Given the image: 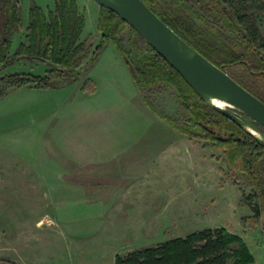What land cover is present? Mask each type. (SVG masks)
<instances>
[{"label":"rangeland","instance_id":"1","mask_svg":"<svg viewBox=\"0 0 264 264\" xmlns=\"http://www.w3.org/2000/svg\"><path fill=\"white\" fill-rule=\"evenodd\" d=\"M76 2L85 18L82 40L96 48L102 42L100 5ZM34 6L48 13L54 0H20L23 31L15 33L11 53L24 42ZM256 16L264 36V14ZM123 36L128 40L129 32ZM50 69L36 62L16 63L0 76L44 75ZM228 73L251 82L241 69ZM75 74L76 81L56 89L24 87L0 98V260L116 264L118 257L136 250L198 230L225 228L243 239L253 264H264V220L256 230L241 225L254 214L258 200L247 177L228 168L224 152L190 140L161 120L140 97L112 43ZM87 79L89 86L83 89ZM144 95L165 115L182 122L188 118L174 91ZM70 158L88 159L136 181L150 179L134 187L127 182L124 190L118 182L106 192L100 188L109 203L101 207L102 198L92 195L97 188L92 193L84 189L93 182L57 180L60 172L69 171L60 164Z\"/></svg>","mask_w":264,"mask_h":264},{"label":"trees","instance_id":"2","mask_svg":"<svg viewBox=\"0 0 264 264\" xmlns=\"http://www.w3.org/2000/svg\"><path fill=\"white\" fill-rule=\"evenodd\" d=\"M180 38L211 63L228 73L241 69L251 82L236 80L264 102V36L257 13L264 14V0H142ZM20 0H0V73L16 63L36 62L51 69L44 75L29 73L0 76V98L24 87L50 90L76 81L75 73L95 61L112 43L123 57L134 85L145 104L179 134L205 141L224 152L228 168L245 175L258 204L254 214L241 220L243 229L256 230L264 220V146L234 122L209 107L193 88L144 39L116 13L100 6L96 48L82 40L85 18L76 0H54L45 13L31 10L24 42L11 53L15 33L23 30ZM129 32L126 40L123 34ZM75 76V77H74ZM87 79L83 89L89 86ZM166 89L177 94L188 114L182 122L152 105L145 92ZM255 124V123H254ZM259 127V124H255ZM218 163V157H213ZM223 171V170H222ZM241 206H248L241 203ZM253 255L242 238L225 228H207L153 247L136 250L116 264H253ZM15 264L8 259L0 264Z\"/></svg>","mask_w":264,"mask_h":264},{"label":"water","instance_id":"3","mask_svg":"<svg viewBox=\"0 0 264 264\" xmlns=\"http://www.w3.org/2000/svg\"><path fill=\"white\" fill-rule=\"evenodd\" d=\"M94 1L116 13L131 26L209 107L264 146L263 101L187 44L142 0ZM254 123L259 124V127Z\"/></svg>","mask_w":264,"mask_h":264},{"label":"crops","instance_id":"4","mask_svg":"<svg viewBox=\"0 0 264 264\" xmlns=\"http://www.w3.org/2000/svg\"><path fill=\"white\" fill-rule=\"evenodd\" d=\"M139 93V92H138ZM140 97L143 99V97L140 95ZM59 148H64L66 149L67 147L59 145ZM69 156H72L70 154H68ZM104 163L101 164V166ZM63 165L64 167H68L69 171L68 172H60V176L59 178H57V180L59 181H71V182H93V184L89 185V184H85L84 189L85 191H88L87 193H92L96 188V192H93L92 195H95L97 197H101L102 199L99 200L98 202H103V204H101V207H108L109 203H106L104 199V194H102L101 191H105L109 189V187L114 186L111 185L114 182H118V188L119 189H125V183L127 182H133V187L134 185H136L137 182H142L145 180H149L150 178L147 177V179H137L134 180V177H130L127 176L126 174L123 173H119L116 174L114 172H107L108 169H106L105 167H98L99 165L89 162L88 159H78V158H70V159H66L62 164H60V166ZM102 170V171H101ZM111 183V184H110ZM110 184V185H109ZM74 185H76L75 187L79 188V186L81 184H73L72 187H74ZM148 185V183L146 184ZM76 188V189H77ZM101 188V191H100ZM130 188V187H129ZM89 189V190H88ZM93 191H92V190ZM121 191V190H120ZM125 194V193H124ZM123 194V195H124ZM97 203V202H96ZM107 209V208H106ZM103 209L105 211H114V209Z\"/></svg>","mask_w":264,"mask_h":264},{"label":"bare ground","instance_id":"5","mask_svg":"<svg viewBox=\"0 0 264 264\" xmlns=\"http://www.w3.org/2000/svg\"><path fill=\"white\" fill-rule=\"evenodd\" d=\"M222 106H224V105H222Z\"/></svg>","mask_w":264,"mask_h":264},{"label":"flooded vegetation","instance_id":"6","mask_svg":"<svg viewBox=\"0 0 264 264\" xmlns=\"http://www.w3.org/2000/svg\"><path fill=\"white\" fill-rule=\"evenodd\" d=\"M256 124V123H255Z\"/></svg>","mask_w":264,"mask_h":264}]
</instances>
